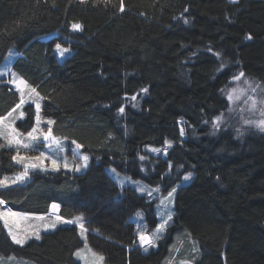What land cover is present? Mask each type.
<instances>
[{
    "label": "trees",
    "instance_id": "1",
    "mask_svg": "<svg viewBox=\"0 0 264 264\" xmlns=\"http://www.w3.org/2000/svg\"><path fill=\"white\" fill-rule=\"evenodd\" d=\"M56 44L69 48L62 59ZM12 46L11 69L41 94L52 133L76 141L89 164L30 170L0 186L5 205L78 216L107 264H165L179 248L194 264H264V131L214 123L237 69L264 83V0H0V62ZM18 101L0 78V117ZM168 141L165 157L145 149ZM13 154L0 136V180L21 169ZM108 166L163 191L192 172L157 248L142 250L132 218L143 210L154 224L153 202ZM81 244L75 223L20 245L0 220L1 258L80 264Z\"/></svg>",
    "mask_w": 264,
    "mask_h": 264
},
{
    "label": "rangeland",
    "instance_id": "2",
    "mask_svg": "<svg viewBox=\"0 0 264 264\" xmlns=\"http://www.w3.org/2000/svg\"><path fill=\"white\" fill-rule=\"evenodd\" d=\"M61 47L69 49L67 46L62 45ZM54 50L58 57L61 59L65 57L69 52L68 50L67 52L63 53V55H61L60 52L56 49V46ZM16 54L17 49L16 47L12 46L8 49L7 53L0 62V73H2L0 74V77L4 76L19 95V101L17 102V104L6 115L2 117L5 119L3 121V124L0 125V132L3 133L0 135L4 138L7 146L14 150L12 160L15 164L20 166L21 169L16 172L5 174L1 178V180L7 177L9 179L8 184H13L11 182L13 180H15V183L23 182L28 180L29 171L35 169L48 171L63 168L76 172L85 170L89 164V156L82 150L81 146L77 148V145L79 144L76 141H69L64 137L53 134L52 131L51 136L55 138V141H53L52 139H44V134H47L49 132V127L51 128V125L49 126L48 121H52V119L48 116H45L41 111V94L31 84H29L24 79H21L15 72L12 71L11 64ZM240 73L242 72L237 69L229 80V85L226 88L228 104L226 109L223 110L222 114L218 116L219 118H221L218 125H222L223 127L230 125V128L237 133H243L248 131L249 129L260 130V128L256 127L255 124H245L244 121H259L261 119H264V83H259L255 80H251V78L247 77L246 75H244L239 81L234 80L233 77L239 76ZM14 80H23L25 81V85L18 87L16 83H13ZM245 81L250 82L252 88H256V91L253 92L248 84L245 83ZM31 89H35V92L33 93ZM233 89H237V92L233 95L234 97L239 96V99H229V93L232 92ZM239 89H246V91L241 93ZM22 97L24 103L19 108H17V105H20ZM250 98H254L256 101V106L254 109L251 107ZM37 104H39V123H37ZM28 105H31L33 109L32 125L28 123V114L31 111L28 108ZM10 113L11 115H9ZM21 113H23V115H21ZM217 118L215 119V124H217ZM19 121L22 122L23 126L18 125ZM13 128L16 129V131L19 133V136L16 137L20 141L19 144L15 142L9 143V140L12 139L11 130ZM33 128H38V131L35 134L37 136L36 140H32V138L28 136V132L32 131ZM56 141H58V143ZM25 144L29 145V147L25 148L23 146ZM171 144L172 142L168 141L163 146L146 145L145 149L150 153L165 157L167 155V150L169 149ZM40 153H44L45 157H50V159L45 158L42 164L40 161L29 159L32 157H38ZM14 156L24 157L26 159L14 160ZM84 156H87L88 158L86 161L83 159ZM53 160L56 161L58 167H53ZM33 163L37 164L38 166L35 168L31 167L30 165ZM65 163H67L68 167L64 166ZM26 165L28 166L27 168ZM107 170L121 187L130 186L134 188L138 193L144 195L147 200L153 202V211L156 217V222L154 224H149V221L146 218V213L143 210L136 211L132 215V218L136 222L138 243L142 247V250L149 252L150 249L157 248L160 241L168 236L167 234L169 232V227L173 222V215L175 210L174 202L177 189L180 185L190 182L193 176L192 172L183 174L181 180L177 182L171 189L163 191L160 185H150L142 179L134 178L130 175L119 172L113 166H108ZM25 171H27V175L24 176L22 180H16V177L21 175ZM189 174H191L190 177L188 179H185V177ZM170 192L172 193L171 197H169L168 195ZM11 213H16L18 215L13 216ZM169 216H171L170 220L168 219ZM58 217L59 220L57 219ZM78 218V216H75L74 218L66 219L60 216L58 214V207H52L51 210L47 213H31L13 210L4 203L0 204V220L2 221L7 235L12 241L13 239L12 235H10V229L11 232L18 238L26 237L24 242L26 243L31 239L39 240L43 232L52 230L59 225L75 223L77 225V232L79 238L82 241V244L74 251L73 257L77 261H79L80 264H107L105 262L104 256L101 253L93 250L87 243L86 229L84 228V226L83 229H81L80 225L82 223L80 221V218ZM164 221H168L165 225V228L162 231H158L159 225ZM53 224L55 226L51 227L50 225ZM141 233L152 237L153 243L151 245H143L140 241ZM179 250L180 248L176 250L171 257L167 258L165 264H183V262H191V264H194V253L191 254L193 256H189L186 248H183V251ZM77 253H79V255H77ZM93 253H95L96 255L94 256ZM98 257H103V260H99ZM0 264L36 263L13 256L4 258H1L0 256Z\"/></svg>",
    "mask_w": 264,
    "mask_h": 264
},
{
    "label": "snow or ice",
    "instance_id": "3",
    "mask_svg": "<svg viewBox=\"0 0 264 264\" xmlns=\"http://www.w3.org/2000/svg\"><path fill=\"white\" fill-rule=\"evenodd\" d=\"M185 22L187 23V21H185ZM80 27H81V25L78 24V23H74V24L72 25V28H73V29H80ZM56 49L60 52L61 55H63V53H65V52L68 51V49H66V48H62L60 44H57V45H56ZM0 74H2V73H0ZM243 76H244V73H240L239 76H235V77H233V79L236 80V81H239ZM13 83H16L18 87H20V86H22V85H25V81H23V80H19V81L14 80ZM245 83L248 84V86L252 89L253 92L256 91V88H252L250 82L245 81ZM31 91L34 93V92H35V89H31ZM145 91H146V89H145ZM239 91H240L241 93H243L244 91H246V89H239ZM236 92H237V89H233L232 92L229 93V99H230V100L233 99V98H235V99H239V98H240L239 96H235V97H234L233 94L236 93ZM37 95H38V94H37ZM132 99L135 100L136 97H132ZM250 99H251V107L254 109L255 106H256V101H255L254 98H250ZM23 103H24V100H23V97H22V98H21L20 105H17V108H19ZM120 111L123 112V108H121ZM9 115H11V113H10ZM21 115H23V113H21ZM4 119H5V118L0 117V125L3 124ZM39 119H40V118H39V104H37V123H39ZM220 119H221V118H219V117L217 118V125H216V126H218V123H219V120H220ZM52 123H53L52 121H48L49 126H50ZM244 123H245V124H255V126L258 127V128H260L261 131H264V119H261V120H259V121L245 120ZM5 127H6V126H5ZM37 131H38V128H33L32 131L28 132V136H29L30 138H32V140H36V139H37V136H36L35 134L37 133ZM0 134H3V133L0 132ZM11 136H12V139L9 140V143H13V142H15V143H17V144L20 143V141L16 138L17 136H19V133L16 131V129L13 128V129L11 130ZM44 139H45V140L52 139L53 141H55V138L51 136V128H50V127H49V132H48L47 134H44ZM56 142L58 143V141H56ZM23 146H24L25 148L29 147V145H27V144H25V145H23ZM79 147H80V145H77V148H79ZM45 158L50 159V157H45V154H44V153H40V155H39L38 157H32V158H29V159L36 160V161H40L41 164H42V162H43V160H44ZM13 159H14V160H23V159H26V158H24V157H19V156H14ZM83 159L86 161L88 158H87V156H84ZM52 165H53L54 168H55V167H58V165H57V163H56L55 160L52 161ZM30 166L33 167V168H35V167H37L38 165L35 164V163H33V164H31ZM64 166H65V167H68L67 163H65ZM27 167H28V166L26 165V168H27ZM26 175H27V171H25V172L22 173L21 175L17 176V177H16V180H22V179L24 178V176H26ZM190 175H191V174H189L188 176H186L185 179H188V178L190 177ZM11 182H12V183H15V180H13V181H11ZM8 183H9V179H8L7 177H5V178H3L2 180H0V186L6 185V184H8ZM173 191H174V190H173ZM168 195H169V197H171V196H172V193L170 192ZM3 203H4V201H0V204H3ZM52 207H53V208H56V207H58V206L54 204ZM9 211H10V210H9ZM11 214H12L13 216L18 215V214H16V213H11ZM5 215H7V214H5ZM57 219L59 220V217H58ZM78 219H79V218H78ZM168 219L170 220V219H171V216H169ZM167 222H168V221H164L163 223H161V224L159 225V227H158V231H162V230L165 228V225L167 224ZM6 223H7V221H6ZM50 226H51V227H54L55 225L53 224V225H50ZM80 227H81V229H83V224H81ZM10 235H12V239H13V241H14L15 243L20 244V245L24 244L26 237H25V238H18L15 234H13V233L11 232V229H10ZM37 238H38V237H37ZM140 241H141V243H142L143 245H151V244L153 243V239H152V237H150V236H148V235H145V234H143V233L140 234ZM77 255H79V253H77ZM93 255L95 256L96 254L93 253ZM98 259L102 261V260H103V257H98ZM183 264H191V262H183Z\"/></svg>",
    "mask_w": 264,
    "mask_h": 264
}]
</instances>
